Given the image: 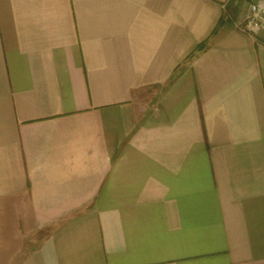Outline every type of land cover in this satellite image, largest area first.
<instances>
[{
    "label": "crops",
    "instance_id": "1",
    "mask_svg": "<svg viewBox=\"0 0 264 264\" xmlns=\"http://www.w3.org/2000/svg\"><path fill=\"white\" fill-rule=\"evenodd\" d=\"M249 1L0 0V264H264Z\"/></svg>",
    "mask_w": 264,
    "mask_h": 264
},
{
    "label": "built area",
    "instance_id": "2",
    "mask_svg": "<svg viewBox=\"0 0 264 264\" xmlns=\"http://www.w3.org/2000/svg\"><path fill=\"white\" fill-rule=\"evenodd\" d=\"M236 29L257 43L264 44V0H250L248 12Z\"/></svg>",
    "mask_w": 264,
    "mask_h": 264
}]
</instances>
